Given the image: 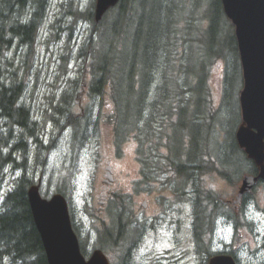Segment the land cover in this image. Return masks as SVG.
Wrapping results in <instances>:
<instances>
[{"label":"trees","instance_id":"trees-1","mask_svg":"<svg viewBox=\"0 0 264 264\" xmlns=\"http://www.w3.org/2000/svg\"><path fill=\"white\" fill-rule=\"evenodd\" d=\"M52 2L0 0V264H47L27 191L41 177L45 193L52 188L70 199L76 158L89 133L98 135L104 129L117 147L131 141L137 155L143 151L145 186L159 183L188 193L192 223L209 225V207L215 212L221 202L204 184L207 175L234 183L244 173H255L234 139L239 113L232 131L225 132L216 122L227 108L229 80L241 79L233 30L221 1L120 0L99 22L94 18L95 0H60L51 21ZM54 28L59 32L55 37L61 48L56 59L60 70L52 78L53 90L44 97L40 121L27 94L37 72V46L39 50L45 44L43 32ZM77 29V43L71 45ZM229 54L223 87L215 94L212 67ZM188 60H197V69L185 66L182 84L177 63ZM145 118L147 124L140 125ZM45 126L57 131L56 141L51 136L44 144ZM145 128L150 135L162 134V147L151 137L141 142ZM61 137L70 145V165L56 173L50 158ZM152 172L159 177L155 183ZM115 213L110 224L94 223L97 239L92 246L104 251L110 244L115 264H135L138 233L128 237L126 231L134 230L139 219ZM79 233L86 255L88 238L81 240ZM211 256L206 252L204 262Z\"/></svg>","mask_w":264,"mask_h":264},{"label":"rangeland","instance_id":"rangeland-1","mask_svg":"<svg viewBox=\"0 0 264 264\" xmlns=\"http://www.w3.org/2000/svg\"><path fill=\"white\" fill-rule=\"evenodd\" d=\"M58 3L60 0H53L52 2V14L58 9ZM46 27H50L45 24ZM46 29V28H45ZM44 29V30H45ZM57 28L50 31H44L41 41L45 44L37 46V53L34 61L35 73L31 76L32 83L27 94V100L29 104L35 110L38 119L42 120V112L46 107V100L44 97L50 95L53 90L54 75L57 73L56 59L60 46L57 45L56 35H58ZM66 40V35L64 36ZM78 29L71 36L70 44H76L78 39ZM219 46V45H217ZM220 48H217L218 50ZM76 49L74 51V55ZM195 55H197L195 53ZM73 57V56H72ZM230 54L227 58V62H231ZM178 62L177 65L181 66V75L179 82L184 84L186 82L183 73L185 68L197 69V60H188L187 62ZM186 66V67H185ZM220 65H217L212 71V91L215 94L219 92L220 86ZM74 68H68V72L73 75ZM59 73V72H58ZM37 74V78L34 75ZM188 74V73H187ZM70 77V76H68ZM71 78V77H70ZM226 88V101L227 108L223 111L224 117H217L216 122L223 124L222 128L227 131L229 128L231 131L234 129V125L237 124V112H238V92L240 87V81L237 77L229 80ZM226 86V85H225ZM224 109V105L222 106ZM221 108V107H220ZM149 116V115H148ZM209 117V121H210ZM149 120L142 119L140 125H146ZM226 125L227 127H224ZM147 130V131H146ZM145 132H150L149 128H145L142 132L141 142L152 137L149 133L148 136ZM44 144L48 142L52 137L58 136L57 131H52L49 127L45 126V129L41 131ZM63 136L67 135V131L62 133ZM228 134V133H227ZM161 133H157L153 139H156V143L161 146L162 142ZM171 135V134H170ZM170 143V140H169ZM177 143V139H176ZM57 144V143H56ZM114 141L111 136L106 134V129L98 135L89 133V138L84 143L83 149L80 151L76 158V162L73 168L72 185L70 186L75 190L73 193L72 205L75 215L79 214V210H82L86 205L93 215L94 220L98 221L101 216H106L104 213L108 212L109 203H113V200L108 201L104 205H100L99 201L103 199L102 193H106L112 199L114 197H123L127 202L129 194H132L131 205L116 206L121 214L127 212L131 215H140L142 219L146 220V228L141 227V234L145 233V237L141 246L137 249L135 254V264H198L197 259L191 256L188 251L191 244V225L187 223L186 217L189 215V208L174 207L173 203L179 200L181 195H176L175 188L167 189L163 185L159 188L154 186H145L143 181V151H140L137 155L135 150V144L131 141L121 144L119 147L114 145ZM57 149L50 158V169L59 173L64 168L69 167V143L66 140L63 141L61 137L59 143L56 146ZM162 147V146H161ZM136 155V156H135ZM17 162V161H16ZM18 163V162H17ZM109 164L112 167V184L108 185L104 182L106 179L105 166ZM155 169V165L153 166ZM10 170V169H9ZM140 171V172H139ZM141 173V174H140ZM152 179L155 183L159 178L155 172H152ZM38 178H36L37 180ZM216 174L207 175L205 184L208 188H212L215 193L220 194V197L225 199L234 198L236 192L235 188L231 184H225ZM52 188L48 196L53 193ZM231 200V199H230ZM186 202H179L180 204ZM146 204V208L143 211L140 206ZM240 205L238 216L233 214L234 222L237 227H242L239 231H236L233 248L241 251L238 253L239 258L244 262L243 264H260L264 260V182H261L254 188L253 193L245 200L243 207ZM241 208V209H240ZM116 209L111 208V218L116 216ZM227 212L226 208L219 206L217 210L218 217L216 220V229L212 234L214 244L220 242L222 239H231V230L224 227L226 217L222 213ZM244 212V218L239 217ZM127 215V214H126ZM231 215V214H227ZM131 218V217H130ZM84 225L87 224L88 228H92V233L89 237V241L86 243V249L91 251L92 243L97 237V233L94 230L93 221L88 218H84ZM81 219L79 216L75 219V224L80 226ZM115 225V221L112 222ZM109 228H112L113 226ZM249 225V226H248ZM247 232H243L244 230ZM140 235V234H138ZM222 242V241H221ZM110 247V244H107ZM115 248V247H114ZM109 254L116 256V251L110 249ZM182 254V259L179 258L178 262H174V257ZM109 257L111 264H113V258ZM162 257L165 259L162 260ZM159 262V263H158Z\"/></svg>","mask_w":264,"mask_h":264},{"label":"water","instance_id":"water-1","mask_svg":"<svg viewBox=\"0 0 264 264\" xmlns=\"http://www.w3.org/2000/svg\"><path fill=\"white\" fill-rule=\"evenodd\" d=\"M118 1L96 0L95 21H100ZM221 3L235 26L244 81L239 98L242 122L235 138L239 148L258 169L256 177L243 178L239 199L258 179L264 181V0H221ZM27 199L47 264H109L100 250L92 252L87 261L84 259L62 196L43 200L39 186H33L27 192ZM209 264L234 262L228 257H216Z\"/></svg>","mask_w":264,"mask_h":264}]
</instances>
